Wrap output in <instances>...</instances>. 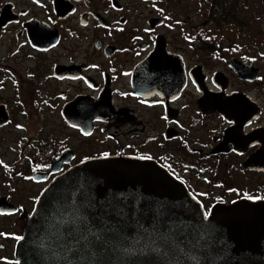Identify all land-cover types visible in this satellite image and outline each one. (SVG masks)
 <instances>
[{
	"label": "flooded vegetation",
	"instance_id": "obj_1",
	"mask_svg": "<svg viewBox=\"0 0 264 264\" xmlns=\"http://www.w3.org/2000/svg\"><path fill=\"white\" fill-rule=\"evenodd\" d=\"M214 4L0 0V264L87 159L155 160L206 214L264 200V1Z\"/></svg>",
	"mask_w": 264,
	"mask_h": 264
},
{
	"label": "water",
	"instance_id": "obj_2",
	"mask_svg": "<svg viewBox=\"0 0 264 264\" xmlns=\"http://www.w3.org/2000/svg\"><path fill=\"white\" fill-rule=\"evenodd\" d=\"M17 264H264V200L201 201L159 162L76 163L40 192Z\"/></svg>",
	"mask_w": 264,
	"mask_h": 264
},
{
	"label": "trees",
	"instance_id": "obj_3",
	"mask_svg": "<svg viewBox=\"0 0 264 264\" xmlns=\"http://www.w3.org/2000/svg\"><path fill=\"white\" fill-rule=\"evenodd\" d=\"M203 2H206L207 3V7H208V10L210 11V0H201ZM227 1L228 0H215V8H223V7H226V4H227ZM248 7L252 6V7H255L253 4L256 3V2H261V1H264V0H245ZM208 23L210 24V13L208 14Z\"/></svg>",
	"mask_w": 264,
	"mask_h": 264
}]
</instances>
